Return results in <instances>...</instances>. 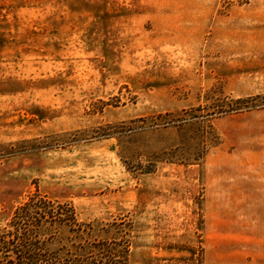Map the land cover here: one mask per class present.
I'll return each mask as SVG.
<instances>
[{
	"label": "rangeland",
	"instance_id": "374dc122",
	"mask_svg": "<svg viewBox=\"0 0 264 264\" xmlns=\"http://www.w3.org/2000/svg\"><path fill=\"white\" fill-rule=\"evenodd\" d=\"M35 193L107 264H264V0H0V227Z\"/></svg>",
	"mask_w": 264,
	"mask_h": 264
},
{
	"label": "trees",
	"instance_id": "16d2710c",
	"mask_svg": "<svg viewBox=\"0 0 264 264\" xmlns=\"http://www.w3.org/2000/svg\"><path fill=\"white\" fill-rule=\"evenodd\" d=\"M94 232L72 202L35 193L0 227V264H107Z\"/></svg>",
	"mask_w": 264,
	"mask_h": 264
}]
</instances>
